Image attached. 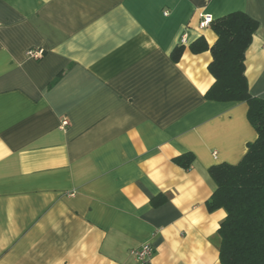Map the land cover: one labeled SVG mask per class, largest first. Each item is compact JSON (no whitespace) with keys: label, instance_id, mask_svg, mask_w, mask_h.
Listing matches in <instances>:
<instances>
[{"label":"crops","instance_id":"obj_1","mask_svg":"<svg viewBox=\"0 0 264 264\" xmlns=\"http://www.w3.org/2000/svg\"><path fill=\"white\" fill-rule=\"evenodd\" d=\"M234 12L258 24L244 75L264 99V0H0V264H137L143 244L220 264L208 169L257 135L245 103L204 99L211 55L189 46Z\"/></svg>","mask_w":264,"mask_h":264},{"label":"trees","instance_id":"obj_2","mask_svg":"<svg viewBox=\"0 0 264 264\" xmlns=\"http://www.w3.org/2000/svg\"><path fill=\"white\" fill-rule=\"evenodd\" d=\"M208 27L216 37L213 45L209 47L200 38L189 46L194 54L209 51L211 55L207 70L214 82L204 99L245 103L246 119L257 137L237 164L222 163L208 169L215 190L206 208L226 213L217 231L220 264H264V99L250 95L244 75L245 53L258 24L246 14L234 12L210 21ZM183 50L181 45L171 52L172 62H179ZM193 160L194 156L186 153L173 163L187 170Z\"/></svg>","mask_w":264,"mask_h":264},{"label":"built area","instance_id":"obj_3","mask_svg":"<svg viewBox=\"0 0 264 264\" xmlns=\"http://www.w3.org/2000/svg\"><path fill=\"white\" fill-rule=\"evenodd\" d=\"M210 22V18L206 16H201V21L199 23L200 28L207 27ZM185 34H182L180 38V44H185ZM43 54V51L41 49L39 50H29L26 52V57L29 59L37 60L39 59ZM68 126V121L66 119L62 120L61 127L65 128ZM130 254L133 256L137 264H150V258L153 255V249L149 244H143L139 248L133 250L130 252Z\"/></svg>","mask_w":264,"mask_h":264}]
</instances>
